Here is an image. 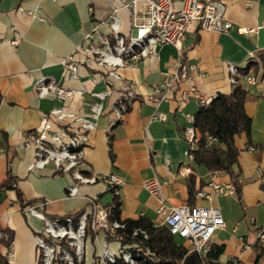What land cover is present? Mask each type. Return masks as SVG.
Wrapping results in <instances>:
<instances>
[{"label":"crops","instance_id":"1","mask_svg":"<svg viewBox=\"0 0 264 264\" xmlns=\"http://www.w3.org/2000/svg\"><path fill=\"white\" fill-rule=\"evenodd\" d=\"M220 1L225 4V17L233 23V28L219 33L202 31L193 25L182 47L184 61L197 65L193 76L198 92L205 97L230 94L234 85L229 66L245 69L251 53L256 56L264 53V30L251 34L238 32L239 27L254 29L264 22V0ZM249 1L255 3L252 8L247 7ZM27 11H37L46 22L32 19ZM115 11L121 33L130 34V11L120 0H0V227L11 237L10 243L0 244L2 264L38 262L36 235L41 232L43 222L26 214L25 206L46 202L47 216L64 217L87 210V197H97L104 206L113 201V195L103 183L82 185L78 196L68 197L67 187L73 183L72 176L56 170L52 164L42 170H30L35 153L25 149L22 141L27 132L39 126L53 106L60 105L52 97H37L35 84L43 77H51L66 88L82 90V98L72 99L66 109L79 115L90 112V104L95 101L91 93L105 90L104 84H95L85 66L80 67L78 79L70 81L62 61L74 54L86 32L97 29L109 33L108 20ZM16 32L22 35V41L13 47L10 42ZM75 57L81 61L83 56L75 54ZM178 58V50L166 46L160 50L158 60L144 59L137 67L119 71L122 82L112 81V93L102 102L103 114L84 150L86 170L113 173L123 179L120 188L122 220L144 217L155 226L161 221L157 214L159 203L144 186L153 176L165 183L163 191L172 205L191 203L219 207L226 225L213 235L214 250L208 259L227 264L232 257H241L247 262L264 264V248L260 249L257 244V230L264 223L262 72L256 76L259 80L256 85L249 84L243 77L239 79V84L250 94L245 109L252 119L250 138L246 134L236 138L241 154L234 171L239 176L240 193L200 199L195 194L192 197L191 190L198 192L206 188L213 178L223 185L233 181L228 173L214 174L188 156L190 146L183 138L188 125L186 117L199 111V102L195 98L188 103L181 102L188 89L186 82L180 84L170 101L161 104L166 122L151 121L153 108L146 102L153 94V87L162 82L163 73L173 70ZM128 82L135 83L137 98L131 110L108 132L112 108ZM186 169L190 172L185 174ZM190 177L194 181L190 182ZM175 241L183 244L182 239L175 238ZM105 242L103 233L87 239L85 247L90 244L94 252L86 251L84 264H100L98 256ZM109 244L110 249H117L114 242ZM244 246L250 248L244 249ZM220 247L222 252L214 256Z\"/></svg>","mask_w":264,"mask_h":264},{"label":"built area","instance_id":"2","mask_svg":"<svg viewBox=\"0 0 264 264\" xmlns=\"http://www.w3.org/2000/svg\"><path fill=\"white\" fill-rule=\"evenodd\" d=\"M57 1V0H52ZM131 15L130 34L125 35L120 30V19L117 11L109 18V33L97 29L86 32L83 42L76 48L74 54L64 58L63 70L70 81L77 80L81 66H85L92 81L103 83L105 90L92 92L95 99L90 104V112L79 115L68 111L66 106L75 98H82L83 91L69 89L60 85L51 77H43L35 84L38 98L52 97L60 105L53 106L35 129L27 132L22 141L25 149L35 153V159L30 170H42L52 164L56 170L72 176L73 183L67 187V196L76 197L82 185L103 183L114 198L120 199V188L123 179L113 173L97 174L86 170L84 150L90 144V135L98 127V121L103 114V104L112 93V81L122 82L121 69L134 68L144 59H159L160 50L166 46L174 47L179 52V58L173 70L163 73V80L153 87V94L146 99L153 112L151 121H167V116L160 110L162 103L170 101L178 91L182 82L188 84V89L181 97L182 103H188L195 98L201 106H207L214 97H205L198 92L195 77L198 68L194 63H186L182 55L183 43L191 26L202 31L229 32L233 23L225 17V4L220 0H120ZM180 4L177 7V4ZM253 1L247 3L248 8L254 6ZM21 11H24L20 8ZM32 19L46 22L37 11H27ZM264 30V22L257 28L239 27L240 34L258 33ZM22 41V35L14 33L10 44L17 47ZM75 54L82 55L77 60ZM257 59L254 53L250 62ZM259 61V60H258ZM249 62V63H250ZM248 63V64H249ZM232 84H239V69L230 65ZM249 84L256 85L259 80L249 74L243 77ZM264 81V79H262ZM137 98L135 83H125L111 111L107 131L117 125L131 110L132 103ZM187 123L183 132L184 140L189 144V158L193 159L190 150L197 148L200 134L195 127L196 116L187 114ZM216 142L215 137H209L208 144ZM254 150V148H250ZM190 172L186 169L184 173ZM217 174L219 172H213ZM162 182L157 176L148 179L144 186L159 203L157 214L161 221L156 226H165L174 238L183 240L182 246L187 254L196 253L200 261L196 264H217L216 259L208 260L212 249V237L216 231L224 229L226 222L222 211L216 206L172 205L164 194ZM264 184V176L261 177ZM236 187L233 183L223 185L213 178L206 188L197 192L196 197L210 200L214 195L233 194ZM88 209L81 211L76 220L73 216L49 217L44 212L46 202L28 205L24 212L43 222L41 232L36 235L38 249L37 264H84L86 240L100 233L105 234L104 249L99 253L100 264H159L160 258L148 245L149 235L142 229L127 232L124 220L112 215V208L117 206L113 200L104 206L97 197H87ZM252 219V223L255 222ZM239 224L236 225V231ZM130 237V238H128ZM242 239V238H241ZM8 231L0 227V244L10 243ZM114 242L117 249L109 248ZM257 244L264 248V223L257 230ZM250 246H244L248 249ZM12 257L10 253L9 258ZM3 257L0 255V264ZM184 264V259L179 263ZM227 264H257L247 262L241 257H232Z\"/></svg>","mask_w":264,"mask_h":264},{"label":"trees","instance_id":"3","mask_svg":"<svg viewBox=\"0 0 264 264\" xmlns=\"http://www.w3.org/2000/svg\"><path fill=\"white\" fill-rule=\"evenodd\" d=\"M260 71L262 72L261 78L264 79V53H259L257 59L252 60L245 69H239L238 80L249 74L258 76ZM249 96V92L240 84H237L230 94H218L214 96L209 105L201 106L195 114V127L199 131L200 139L197 148L190 150V154L193 155V160L197 164L204 165L212 172L228 173L238 194L241 185L239 176L234 171V166L239 163L241 151L236 146V138L242 134H246L248 138L251 136L252 119L245 109ZM209 137H215L216 142L209 145ZM110 149L112 159H114L111 138ZM192 181H194V178L190 177V182ZM261 186L264 190V184H261ZM194 194L196 196L197 192L191 190L190 195L193 197ZM113 200L117 203V206L112 208V215L116 219H121L120 199L113 198ZM190 205L194 206L191 203ZM81 213L78 212L71 216L77 220ZM124 221L128 233L134 229H142L148 233V245L160 258L159 264H179L183 259L184 264H196L200 261V257L196 253L187 254V249L177 244L167 227L155 226L144 217ZM213 250L208 254V258L213 254ZM220 252H222V247L216 250L214 256H217Z\"/></svg>","mask_w":264,"mask_h":264},{"label":"rangeland","instance_id":"4","mask_svg":"<svg viewBox=\"0 0 264 264\" xmlns=\"http://www.w3.org/2000/svg\"><path fill=\"white\" fill-rule=\"evenodd\" d=\"M179 6H180V4L178 3V4H177V7H179ZM261 82H263L262 78H261ZM86 241H87V240H86ZM86 251H87V253L89 252V253L93 254V252H94V248H93V246H91L90 244H88V245H87V248H86ZM90 258H92V257H90ZM94 258H95V256H94Z\"/></svg>","mask_w":264,"mask_h":264}]
</instances>
